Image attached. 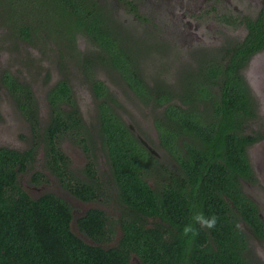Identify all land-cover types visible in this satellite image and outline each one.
Returning <instances> with one entry per match:
<instances>
[{
	"label": "trees",
	"instance_id": "16d2710c",
	"mask_svg": "<svg viewBox=\"0 0 264 264\" xmlns=\"http://www.w3.org/2000/svg\"><path fill=\"white\" fill-rule=\"evenodd\" d=\"M126 4L144 18L134 2ZM113 11L100 0H0V16H9L16 39L33 42L37 33L75 49L82 35L98 46L101 54L93 58L117 69L131 92L156 110L155 127L170 162L161 164L124 122L114 108L120 102L108 86L91 81L99 99L97 130L117 189L108 186L125 205L123 235L109 248L86 242L74 232L72 208L64 198L51 192L33 198L23 189L19 177L34 161L36 147L0 146V264H263L252 248L254 240L264 241V220L245 188L258 179L248 150L264 140V115L244 71L264 50V1L255 18L223 15L231 26L244 24L246 35L220 48H204L205 54L179 76L176 87L146 81L135 59L137 49L124 43L123 27ZM31 18H38L41 28ZM1 81L36 118L31 91L8 72ZM48 99L44 134L49 167L70 192L94 201L104 181L92 166H85L79 176L69 170V157L56 144L60 135L77 138L87 131L67 78L49 90ZM147 178L159 183L154 187ZM201 211L218 217L216 227L196 224L198 236H183V227L194 223L193 213ZM106 220L102 209L91 208L78 220L79 229L100 243L109 237Z\"/></svg>",
	"mask_w": 264,
	"mask_h": 264
},
{
	"label": "rangeland",
	"instance_id": "374dc122",
	"mask_svg": "<svg viewBox=\"0 0 264 264\" xmlns=\"http://www.w3.org/2000/svg\"><path fill=\"white\" fill-rule=\"evenodd\" d=\"M130 1L138 6L139 13L144 18L136 17L126 0H100L114 8L115 13L113 11L112 14L116 15L124 30L122 39L135 52L137 49L135 59L146 81L166 82L176 87L179 76L193 66L199 56L205 54L204 48H220L221 45L242 39L246 35L244 24L231 26L222 19L223 15L255 18L264 0ZM32 14L34 15L25 13L27 16ZM8 17L0 16V146L17 150L35 146L34 161L27 172L19 177L23 189L33 198L49 192L56 193L72 208L74 232L90 244H100L105 248L116 246L123 235L120 222L125 216V205L117 200L114 190L117 187L110 180L111 167L107 149L102 145L97 130L99 99L91 81L101 80L108 86L120 102L119 107L114 106L117 113L142 142L152 146V149L148 148L155 156L159 155L161 164H168L170 160L161 146L155 127L156 110L148 107L131 92L117 69L93 58L96 54H101L100 49L87 37L79 36L75 49L37 33H33V42H24L14 36ZM37 19L31 18L40 27ZM46 32L48 33L47 30ZM5 72L24 89L31 91L37 119L21 108L22 99L16 100L10 88L1 81ZM244 73L257 99L258 112L264 115V50L250 60ZM64 78L73 87L87 131L77 138L69 134L60 135L56 144L69 157V170H74L79 176L85 166H92L98 172L100 179L104 181V187L94 201H84L70 192L49 167V145L44 134L50 116L48 94ZM85 144L90 147L88 150ZM248 151L258 179L255 184L247 185L245 190L258 203L264 220V140L251 146ZM35 174L40 175L39 181L33 179ZM150 174L156 177L154 170ZM45 178L48 181L45 182ZM147 180L154 187L159 183V180L153 178ZM73 181L76 182L77 179ZM96 207L105 212L106 228L110 230L106 234L109 237L106 236L100 243L81 232L78 225V220L89 209ZM254 244L252 249L264 264V241L254 240Z\"/></svg>",
	"mask_w": 264,
	"mask_h": 264
},
{
	"label": "clouds",
	"instance_id": "9594fccd",
	"mask_svg": "<svg viewBox=\"0 0 264 264\" xmlns=\"http://www.w3.org/2000/svg\"><path fill=\"white\" fill-rule=\"evenodd\" d=\"M193 207H195L193 205ZM191 220L194 223L186 224L182 229V235L189 238H195L199 235V228L195 227L196 224L200 226V228L213 229L216 227L218 222V217L216 215L206 216L202 211L195 212L191 216Z\"/></svg>",
	"mask_w": 264,
	"mask_h": 264
},
{
	"label": "water",
	"instance_id": "95a60500",
	"mask_svg": "<svg viewBox=\"0 0 264 264\" xmlns=\"http://www.w3.org/2000/svg\"><path fill=\"white\" fill-rule=\"evenodd\" d=\"M144 143H145V145L146 146H148L149 148H151L152 149V146L151 145H149L148 143H146L145 141H143ZM155 150V149H154ZM155 151H157V150H155ZM159 154V153H158ZM261 217H262V215H261ZM73 225V224H72Z\"/></svg>",
	"mask_w": 264,
	"mask_h": 264
},
{
	"label": "flooded vegetation",
	"instance_id": "af4514ba",
	"mask_svg": "<svg viewBox=\"0 0 264 264\" xmlns=\"http://www.w3.org/2000/svg\"><path fill=\"white\" fill-rule=\"evenodd\" d=\"M132 129V128H131ZM140 139V138H139ZM141 140V139H140ZM141 142H142V140H141ZM143 143V142H142ZM144 144V143H143ZM102 145H103V142H102ZM145 145V144H144ZM146 146V145H145ZM147 148H148V146H146ZM149 149V148H148ZM157 157H159V155H156ZM98 174V173H97ZM88 212V211H87ZM87 214V213H86ZM85 214V215H86Z\"/></svg>",
	"mask_w": 264,
	"mask_h": 264
}]
</instances>
